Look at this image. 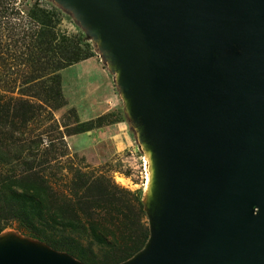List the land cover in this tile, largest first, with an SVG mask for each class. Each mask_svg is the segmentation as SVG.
Wrapping results in <instances>:
<instances>
[{
  "label": "water",
  "instance_id": "obj_1",
  "mask_svg": "<svg viewBox=\"0 0 264 264\" xmlns=\"http://www.w3.org/2000/svg\"><path fill=\"white\" fill-rule=\"evenodd\" d=\"M80 1L163 178L148 248L120 264H264V0ZM36 242L8 236L0 264H83Z\"/></svg>",
  "mask_w": 264,
  "mask_h": 264
},
{
  "label": "trees",
  "instance_id": "obj_2",
  "mask_svg": "<svg viewBox=\"0 0 264 264\" xmlns=\"http://www.w3.org/2000/svg\"><path fill=\"white\" fill-rule=\"evenodd\" d=\"M12 2L0 0V8ZM10 8L22 19L25 52L21 78L12 84L0 56V233L14 229L83 264L123 263L150 236L141 191L82 171L64 143L66 135L99 127L101 117L76 119L59 132L57 144L52 138L43 144V133L30 129L41 112L66 105L59 72L94 53L81 30L60 28L64 13L55 5L23 0L21 9ZM53 166L60 171L57 182L48 172Z\"/></svg>",
  "mask_w": 264,
  "mask_h": 264
},
{
  "label": "rangeland",
  "instance_id": "obj_3",
  "mask_svg": "<svg viewBox=\"0 0 264 264\" xmlns=\"http://www.w3.org/2000/svg\"><path fill=\"white\" fill-rule=\"evenodd\" d=\"M44 1L55 5L64 13L61 29L71 33L81 30L94 56L88 58L89 61L84 66L75 64L59 72L66 105L51 112H41L40 118L30 129L35 131L34 134L43 133V144L49 138L57 144L59 132L72 127L76 119L82 122L101 117L99 127L64 136L72 163L82 167V171H89L95 176L101 175L122 188L141 191L144 220L150 227L152 218L147 205L153 211L156 208L143 193L146 171L144 153L141 151V145L149 141V135L141 119L136 116L130 96L121 86L116 72L119 60L114 49L86 15L80 0ZM10 5L13 7L12 11H16L21 9L23 0H13ZM11 6L0 8V56L4 63V77L9 84H12V80L21 78L24 69L21 62L25 52L22 19L11 13ZM70 108L72 113H68ZM48 172L51 181L57 182L60 178L59 168L53 166ZM62 172L66 173L64 170ZM8 236L37 243L14 229L2 231L0 243L7 241ZM37 247L41 248L40 245ZM147 248L146 244L138 255L145 253Z\"/></svg>",
  "mask_w": 264,
  "mask_h": 264
},
{
  "label": "bare ground",
  "instance_id": "obj_4",
  "mask_svg": "<svg viewBox=\"0 0 264 264\" xmlns=\"http://www.w3.org/2000/svg\"><path fill=\"white\" fill-rule=\"evenodd\" d=\"M115 70V69H114ZM120 77V69L117 67ZM144 153L145 181L143 183V193L151 200L155 208H160L163 204V178L160 174L161 165L159 157L151 143L146 142L141 145Z\"/></svg>",
  "mask_w": 264,
  "mask_h": 264
},
{
  "label": "crops",
  "instance_id": "obj_5",
  "mask_svg": "<svg viewBox=\"0 0 264 264\" xmlns=\"http://www.w3.org/2000/svg\"><path fill=\"white\" fill-rule=\"evenodd\" d=\"M88 61H89V60L87 59V60H83V61H80V62L75 63V64H81V65L84 66V64H85L86 62H88ZM75 64H73V65H75Z\"/></svg>",
  "mask_w": 264,
  "mask_h": 264
}]
</instances>
